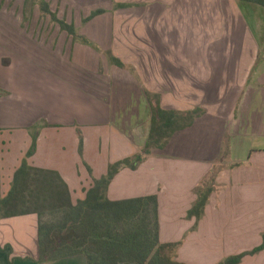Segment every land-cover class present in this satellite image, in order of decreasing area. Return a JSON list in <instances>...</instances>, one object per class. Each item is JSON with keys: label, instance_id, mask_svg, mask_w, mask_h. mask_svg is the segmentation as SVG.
<instances>
[{"label": "crops", "instance_id": "obj_1", "mask_svg": "<svg viewBox=\"0 0 264 264\" xmlns=\"http://www.w3.org/2000/svg\"><path fill=\"white\" fill-rule=\"evenodd\" d=\"M184 5L194 10L193 4ZM212 6L222 17L231 12L234 20L240 11L249 26L255 11L264 10L241 0H213ZM173 8L149 1L144 16L117 15L96 24L66 19L113 52L124 63L121 67L74 40L58 22L0 19V264H87L84 254L40 262L38 214L2 217L1 200L36 132L37 149L29 163L58 171L72 201L84 200L110 164L146 146L153 113L148 91L159 93L166 109L205 105L207 110L163 149H153L136 169L122 168L107 196L122 200L157 194L160 240L180 243L177 258L184 263L208 264L201 256L210 249L226 257L262 244L264 62L255 68L257 55L252 54L244 71H235L236 80L225 86L226 66L218 67L219 60L210 54L205 59L189 52L187 36L169 31L174 19L163 12ZM236 83L244 86L242 91L229 92L222 108L218 101L232 86L237 91ZM178 91L184 98L175 95ZM214 170L216 186L204 214L189 217L197 187ZM240 264H264V250Z\"/></svg>", "mask_w": 264, "mask_h": 264}, {"label": "trees", "instance_id": "obj_2", "mask_svg": "<svg viewBox=\"0 0 264 264\" xmlns=\"http://www.w3.org/2000/svg\"><path fill=\"white\" fill-rule=\"evenodd\" d=\"M264 7V0H241ZM119 6H125L120 4ZM41 10L50 14L62 30L74 39L89 43L77 33L74 24L59 18L50 4L42 0ZM103 9L93 11L91 19L102 14ZM86 19V20H87ZM118 66L121 60L113 57ZM152 106L151 129L144 149L135 155L110 164L108 173L87 191L86 198L76 204L71 190L61 176L52 169L32 166L28 158L37 149L38 132L33 144L17 169L9 193L1 200V216L10 217L36 213L39 216L40 262H54L67 257L84 254L87 264H188L177 258L180 243H163L160 240L159 198L157 194L111 200L107 189L114 176L124 167L136 169L153 149H163L172 136L185 129L201 116V108L190 110L166 109L161 105L158 93L148 92ZM83 139L80 151L82 153ZM214 170L197 187L198 195L188 216L198 219L215 189ZM47 217H54L48 220ZM264 250L261 245L250 251L227 257L220 264H240L247 254Z\"/></svg>", "mask_w": 264, "mask_h": 264}, {"label": "rangeland", "instance_id": "obj_3", "mask_svg": "<svg viewBox=\"0 0 264 264\" xmlns=\"http://www.w3.org/2000/svg\"><path fill=\"white\" fill-rule=\"evenodd\" d=\"M50 4L52 11H55L59 18L76 20L83 24L89 23L92 20H95L93 23H99L100 20H110L116 19L117 15L122 17L131 18L134 14H144L147 15V6L149 1L156 3L158 5H169L174 8L171 12L165 13L163 15L171 16L174 19L172 22V27L170 32L174 31L181 34L183 37L187 36V43L189 47V52L192 50L197 51L199 54H203L205 59L209 57V54L213 58H217L219 61L215 64L220 66H226L224 70L226 78L224 79L225 86H228L230 82L236 80V73L243 72L244 69L251 62V55H257V57H263L256 59L254 58L253 62L255 68L260 67L259 65L264 62V10L260 8L259 11L254 13V25L249 26L248 23L244 20V17L240 16V11L230 15L231 12H226L225 17H222L218 11L212 6L213 0H44ZM42 0H0V19H25V20H37L38 18L42 20H52L50 14H47L41 10ZM184 2H188L190 5L193 4L194 10L186 11L187 6L184 5ZM120 4H125V6H119ZM210 4L211 6H209ZM52 6L54 8H52ZM103 9L102 14L96 15L91 19H87L91 16L93 11ZM87 19V20H86ZM53 21V20H52ZM69 21V20H68ZM66 20V22H68ZM69 23V22H68ZM70 24H73L71 22ZM82 24V25H83ZM182 26L179 29L178 26ZM176 27V28H173ZM77 33L83 37L84 35L80 34L81 28H76ZM93 30V28H90ZM102 30V29H101ZM105 30V29H104ZM103 30V31H104ZM102 32V31H101ZM46 34V33H45ZM74 39V38H73ZM88 39V38H87ZM76 40V39H74ZM80 42H83L80 39H77ZM90 46L93 47L101 56L105 57L110 64H114L113 57H116L113 52L110 50L104 49L100 43L96 40H89ZM75 43L74 41H72ZM85 43V42H84ZM186 46V45H185ZM177 57V56H175ZM118 58V57H116ZM119 59V58H118ZM120 60V59H119ZM37 62V61H36ZM35 62V64H36ZM137 62V61H132ZM192 62V60H190ZM206 62L209 64L212 60L207 59ZM123 63V62H122ZM42 65V62H40ZM124 64V63H123ZM209 66V65H208ZM121 67V66H120ZM129 67L132 68L130 65ZM264 67V65H263ZM195 78V77H190ZM241 78V77H239ZM146 79H148L146 77ZM238 79V78H237ZM241 82V81H237ZM237 91L228 89L225 94V98L221 99L220 102L222 108H225L229 100H225L229 97V92L233 94L236 92L242 91L244 86H238ZM178 87V86H177ZM179 89V87L177 88ZM234 90V91H233ZM151 92V91H148ZM155 93V92H151ZM236 93V95L238 94ZM159 94V93H158ZM189 101L194 102L191 97L194 93L190 92ZM175 95L180 99L184 98V93L179 91ZM195 100V99H194ZM201 108L205 112L207 110L206 106H195L192 109ZM181 110V109H175ZM186 110V109H185ZM182 110V111H185ZM190 110V109H187ZM39 125H43L40 123ZM152 154V153H151ZM150 157V154L144 157L142 162H145ZM50 221L54 217H47ZM182 242V241H181ZM245 252V251H242ZM240 252V253H242ZM261 252V251H260ZM258 252V253H260ZM238 253V254H240ZM257 254V253H256ZM255 254H247V256H253ZM223 256V252H220L217 249H210L205 251L201 257L203 261L208 264H220L227 257ZM242 259V260H243ZM242 262V261H241ZM240 262V263H241Z\"/></svg>", "mask_w": 264, "mask_h": 264}]
</instances>
